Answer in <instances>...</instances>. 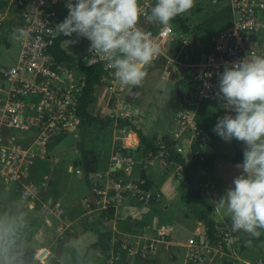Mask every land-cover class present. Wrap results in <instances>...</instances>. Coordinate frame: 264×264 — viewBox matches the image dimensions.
I'll return each instance as SVG.
<instances>
[{
  "label": "crops",
  "instance_id": "obj_1",
  "mask_svg": "<svg viewBox=\"0 0 264 264\" xmlns=\"http://www.w3.org/2000/svg\"><path fill=\"white\" fill-rule=\"evenodd\" d=\"M29 1L30 0H0V30L4 24L7 25V28L11 33L13 32V29L19 28L20 13L28 7ZM146 1L149 4L148 7L143 6V3ZM227 1L229 5L228 8H225L220 3V0H211L209 2L211 3L210 5H214V9L211 11L212 16L209 17L204 24L197 23L196 25H190L186 18H183L181 14L185 26L188 28V33L183 32L176 24L170 21V26L175 31V34L162 39L158 43L160 49L159 56L157 57L158 61H156L157 59L155 58L152 63L148 65L147 75L139 87L131 88L130 91L131 86H125L119 83L112 71L98 73L100 75L99 83L95 87L94 98L88 105V111L91 114L98 116L113 115L115 117L132 118L134 122L140 125L142 132L147 137L150 138L155 136L159 141V137L168 133L172 128L174 116L181 108L183 98L187 97L190 90L194 87V84L190 79L192 71L190 63L192 57L206 52L209 49L211 37L220 30L229 27L232 23L231 5L229 0ZM150 2L152 3L150 4ZM156 2V0H139L138 3L139 14L140 11H146V22H149L150 29L155 31L164 26L158 22L149 20L151 8L155 6ZM218 4L220 6H218ZM141 19L142 18H139L138 21ZM66 39L67 38L64 40ZM183 39L188 40L187 45L182 44ZM3 41L8 47L9 45L5 42L6 40ZM253 41L255 43L254 45L258 46L259 49L264 47V31L259 32ZM62 42L63 40L60 42V47ZM19 50L20 46L18 40V48L10 60L11 62L9 64L0 62V85L4 83L2 76L3 71L16 63ZM71 57L77 59L82 56L76 55ZM152 72H154L153 77L151 76ZM168 81L173 83L175 89L173 97L175 98V101L178 100L179 106L171 115L163 116V104L169 101L163 88ZM127 90L129 91L127 92ZM151 103H153L154 106L149 108L148 106ZM200 106L196 110V114ZM197 125L199 126V124ZM75 128L76 126L72 129ZM199 128L201 132L204 133L201 126H199ZM13 131L14 130L0 129V135L8 140L16 139L21 141L24 139L25 141H28L30 139L29 135H31V132L16 131L18 133L22 132V135L18 136L17 134H13ZM101 137H105V140L102 141ZM80 139L85 148L93 149L99 154L98 169L96 172H99L102 175V178L99 181L101 189L105 188L110 179H114L113 172H121L120 179L122 178V180L130 179L139 173L141 164L146 163L147 168L145 172L150 185L149 187L159 193V199L153 206L146 208L135 203L130 197H127L115 210L111 208L112 215L107 216V212L110 209L98 210L95 207L89 208L90 204H92L91 200L95 196L92 194L89 184H87V195H85L80 201H59L56 199L58 193H56L55 190V194H53L55 198L51 196L48 197L52 199L53 202L57 203L58 201L62 210V216L64 217L61 225L58 227L55 226V229L61 230V226H63L68 232L66 235H70L71 238L65 242L64 239H66V237L61 236L59 239H61L62 242L64 241L65 245L63 244L56 249L54 255L49 250L52 244L49 243L50 245L43 244L37 246L35 248L36 253L32 255L31 261L39 260V262H44L45 258L49 256L52 261L53 259H56L59 264H75V261L78 259L82 260V263L79 264H83V257L89 255L88 253H91L94 256L98 255L102 257L103 264H106L108 260L107 252L100 249L98 236L101 233L110 232L112 235H118L117 238L120 240L131 244L129 247L134 246V241L137 237L146 239L147 242L150 239H155L153 250L148 251V253H140L138 251L136 255L132 256L120 252V258L116 264H145L146 258L153 261V264H162V262L167 264H185L187 240L189 238H198L200 228L201 226L204 227V225L201 220L197 219L192 214L191 208L185 209L187 213L185 215L187 216L186 222L188 219L191 220L190 232L195 234V237L187 236L185 241L176 240L174 238L175 228L178 226V215L176 210H173L172 212L170 211L169 202L175 193L179 194L181 199H187L188 197L190 200H193L191 194L195 192V207H198L200 210L210 209L211 217L216 222L217 231L219 233L225 228V226L221 225L224 220H230L223 211H216L213 201H217L220 196L223 195L224 191L232 186L233 179L232 177L229 179L230 174L228 175V178L225 177L224 162L216 160L211 148H209L207 140L205 142V149L213 156L212 165L207 169L199 168L195 179H188L187 177L186 183H183L182 179H179V177L174 175L173 170L177 168V166L168 164L164 158L158 156V154L152 155L148 152L144 155H140L134 153L131 156L130 150L137 147L138 140L135 133L127 126L116 128L115 122H112L109 127L104 129L97 126H85L82 129ZM122 149H126V151L129 152L122 154ZM123 158L128 159L133 163L132 169L128 172L113 170L112 165L118 167L116 159L120 160ZM239 158L237 160H239ZM37 159L38 158H35L34 160ZM38 160L41 161L44 159ZM52 161L53 163H57L58 160L56 158V160L53 159ZM152 163L157 165L150 171V165ZM237 164L239 163H232L231 165L233 166H230L233 167V169H236L235 165ZM70 169L71 167H69V170ZM156 170H163L164 173L171 171L174 179H171L166 174L164 177L158 179ZM44 173L42 178H46V181H44L46 184V190L43 188L42 198L43 194L47 192L48 187H52L50 183L51 174ZM77 175L82 176V173L80 172ZM11 193L15 194L14 191ZM96 197L98 196L96 195ZM96 197L94 198L95 201L99 199ZM62 206L63 208L65 207V211L67 210L64 214ZM85 207L87 210H85ZM34 209L42 212L37 207ZM138 230L139 232H137ZM261 231L262 240L256 243V245L261 244L264 246V230ZM158 233H161V235H158ZM108 241L106 242L107 244ZM236 243L238 244L235 245ZM246 243L250 242L242 237V233L234 234L232 244L229 247L224 245L225 250L222 249L221 246H215L214 252L208 257V264H242L243 261L264 259V252L261 250H258V253L251 254L247 258L243 257V254L247 253L245 247ZM159 244L163 246V250L158 247ZM41 253H45L43 258L37 259V254L40 255ZM154 254L155 256L153 257L152 255Z\"/></svg>",
  "mask_w": 264,
  "mask_h": 264
},
{
  "label": "built area",
  "instance_id": "obj_2",
  "mask_svg": "<svg viewBox=\"0 0 264 264\" xmlns=\"http://www.w3.org/2000/svg\"><path fill=\"white\" fill-rule=\"evenodd\" d=\"M157 1V0H156ZM67 0H30L28 7L20 13L19 28L28 33L26 39H19V55L14 65L3 71V82L0 85V129L31 132L28 141L8 140L0 135V190H11L17 193L28 208H39L46 211L54 206L58 215L62 214L58 203L49 198H42V190L46 184H37L31 180L30 168L35 158L44 159L45 144L59 133L74 128L78 122L76 104L84 83V75L79 65H98L97 72L112 71L107 68V61L101 55L90 52L66 65L57 60L49 52V47L58 37L54 27L67 16L65 7ZM232 11V23L214 34L209 49L194 55L191 59L190 79L194 84L187 97L183 98L181 108L176 112L173 126L168 132L169 143L175 152L182 155L185 163L204 162L205 136L195 120L196 109L206 100L213 99L218 91V76L224 66L253 55L264 57V47L259 50L254 44L256 35L264 31V0H229ZM143 6L148 7L146 1ZM141 7V6H140ZM1 17V14H0ZM139 18L147 21L146 11H140ZM138 27H141L138 21ZM142 30L150 38L160 36L159 42L175 31L162 26L157 31ZM188 44L187 39L182 40ZM155 59V58H154ZM63 75V76H62ZM233 115V113H228ZM164 147V143L160 141ZM184 152L187 153L184 155ZM158 156L165 158L164 151ZM118 167L113 170L128 172L132 162L128 159H116ZM175 165L174 175L186 183L187 177L182 173V165ZM147 164L142 163L139 173L126 180L110 179L105 188H100L101 173L88 175L92 194L98 196L95 201L98 210L116 209L124 199L130 197L143 207H151L159 199V193L151 187H145V179L140 176ZM81 170L75 168V173ZM42 179H46L43 177ZM53 203V204H52ZM54 213V212H51ZM161 235V233H158ZM221 241L225 246L232 244L233 236L230 229L220 232ZM121 241L112 235L108 241V260L106 264H116L119 260L115 244ZM155 239L147 240L137 237L134 246L126 248V255H136L154 249ZM215 246L203 239L189 238L186 243L185 264H208V257L214 252ZM242 264H264V259L243 261Z\"/></svg>",
  "mask_w": 264,
  "mask_h": 264
},
{
  "label": "clouds",
  "instance_id": "obj_3",
  "mask_svg": "<svg viewBox=\"0 0 264 264\" xmlns=\"http://www.w3.org/2000/svg\"><path fill=\"white\" fill-rule=\"evenodd\" d=\"M195 0H157L149 20L168 26L176 16L187 13ZM67 16L54 29L63 37L85 38L88 51L101 55L113 69L118 82L139 87L150 65L160 53L158 41L138 27V0H67ZM22 28L13 29L12 38L26 39ZM68 46L75 43L63 40ZM215 97L225 115L217 118L213 132L224 142L243 143V162L235 165L240 174L217 201L216 211L231 220L233 231L258 237L264 230V57L247 56L218 76ZM234 113V115L228 114ZM14 233L0 226V257L11 264L9 251ZM250 242V241H249Z\"/></svg>",
  "mask_w": 264,
  "mask_h": 264
},
{
  "label": "rangeland",
  "instance_id": "obj_4",
  "mask_svg": "<svg viewBox=\"0 0 264 264\" xmlns=\"http://www.w3.org/2000/svg\"><path fill=\"white\" fill-rule=\"evenodd\" d=\"M210 1L211 0H195L194 7L187 13L182 14L183 18H186L188 24L190 25H196L197 23L204 24L208 20V18L212 16L211 11H213L214 9V5H210ZM220 1V3L225 8H228L229 4L227 0ZM151 3L152 2H150V4ZM218 6L220 5L218 4ZM68 39L76 41L69 46L64 42L61 43V48L68 55L83 56L89 53L88 48L90 45L87 39L82 37L77 38L75 34H73L72 37H67L66 40ZM3 40H6L5 42L8 43V47L5 45ZM17 48L18 40L12 38V33L8 30L7 25L4 24L0 30V62L9 64ZM256 48L259 50L258 46ZM156 61H158V59ZM147 67L148 66H146V71ZM151 76H154V72L151 73ZM128 91L129 90H127V92ZM163 91L166 92L169 101L163 104L162 115L168 116L178 108L179 102L178 100L175 101V98L173 97L175 89L172 82L168 81L163 88ZM153 103H151L148 107L152 108L154 106ZM223 115H225V111L220 107V102L215 97L212 100L210 99L203 102L197 114L195 111V120L197 124L201 126L204 132L203 135L206 137L205 139L208 141L209 148H211L212 153L216 157V160L224 162L223 165L225 177L228 178V175L230 174L229 179L231 177L233 179L235 176L240 174V171L238 169H233V167H231L233 165L231 164L242 163L243 154L241 152L239 160L235 159V153L232 149L231 143L224 142L212 131L215 124L217 123V118L222 117ZM78 129L79 127L77 128L76 124L75 129L61 132L63 134L59 137H53L51 141L45 144L44 155L46 158L41 161L38 160L39 158L37 160H34V163L30 168V172H32L31 180L39 185L41 184V181H46V179H42V175L44 172L51 174L50 183L52 187L49 186L47 192L43 194L45 202L49 200L48 196L55 198L53 195L55 194V190L56 193H58L56 195V199L64 202H70L72 200L80 201L88 193V185L84 177L75 173L76 167L74 166V162L79 158L80 155L79 148L76 146V142L80 140ZM12 133L17 134L18 136L22 135V132L18 133L16 131H13ZM29 138H31V135H29ZM101 140H105V137H101ZM184 155H186L187 157L186 152H184ZM56 158L58 160L57 163H53L52 160H56ZM156 165L157 164L152 163L150 165V171L154 167H156ZM69 167H71L70 170ZM156 173L158 179L164 177L165 174L171 179H174L173 173L171 171H168V173H164L163 170H156ZM88 179H93V177H89ZM11 192H13L12 187L11 190L0 191V226H2L3 228L11 227L14 233V235L10 237V239L13 241L9 251L11 264H50L48 261V259L50 258L49 256L45 258L44 262H39V260L31 261L32 255L36 253L35 248L37 246L43 244L48 245L49 243L52 244L49 250L54 255L56 249L61 247L63 244L65 245V242L71 238L70 235H66V233L68 232L63 226H61V230L55 229V226L58 227L59 225H61L64 217L62 216V214H57V212L54 210V206L50 207L44 212H39L35 210L34 207L30 209L23 203L22 200H20V197L17 193L14 194ZM169 204L170 211L172 212L173 210H176V213L178 215V226L175 228L174 238L176 240L185 241L187 236L195 237V234L190 232L191 220L188 219V221L186 222L187 216H185L187 214L185 209L192 207V200H190V198L188 197L187 199H181V197H179V194L175 193L173 198L170 199ZM59 209H61L60 204ZM62 209L63 214L67 212V210L65 211V207L63 208L62 206ZM85 210H87L86 207ZM61 236L66 237V239H64L65 242L63 241L64 243L62 241L58 242V239ZM237 244L238 243H236L235 245ZM158 247H160L161 250L164 249L161 244H159ZM245 247L247 253H244L243 257L246 258L251 254L258 253V250L264 252V246L261 244L256 245L246 243ZM44 254H37L36 258L41 259L43 258ZM88 254L89 255H85L83 257V264H103L102 257L98 255L94 256L91 253ZM173 254L175 253L173 252ZM152 256L154 257L155 254ZM0 264H7V261L3 257H0ZM162 264L167 263L162 262Z\"/></svg>",
  "mask_w": 264,
  "mask_h": 264
},
{
  "label": "trees",
  "instance_id": "obj_5",
  "mask_svg": "<svg viewBox=\"0 0 264 264\" xmlns=\"http://www.w3.org/2000/svg\"><path fill=\"white\" fill-rule=\"evenodd\" d=\"M139 3V0H138ZM174 24L177 25L179 29H181L183 32L188 33V28L185 26L184 20L181 15L176 16L173 20H171ZM153 30V29H152ZM155 31V30H154ZM67 37H63L61 35H58V37L54 40V43L49 47V52L52 54L53 57H55L57 60L63 62L65 65L71 61L76 60V58H73L69 56L61 47H60V42L64 40ZM79 60V58H77ZM80 71L84 75V83L82 86V90L78 96L77 104H76V116L78 119L77 125L79 127V134L81 138V133L82 129L85 126H97L99 128H107L110 126L112 122H115L116 128H122L124 126H127L132 130L136 138L138 140V145L135 149L130 150L131 156L134 153H138L140 155H144L146 153H150L152 155L158 154L160 151H164L166 154V157L164 160L166 162H172L174 164L182 165V172L183 174L188 177V179H195L197 176V172L199 168L202 169H207L210 168L213 162V156L206 150L204 149V162L202 163H197V162H190V163H185L184 158L182 157L181 154L175 152V150L172 149L171 143H169V134L165 133L164 135H161L159 137V141L163 142L164 147L160 142L157 140L155 136L152 137H147L143 132L139 124L133 121L132 118H122V117H115L113 115H108V116H98V115H93L88 111V105L92 102L94 98V90L96 85L99 83L100 75L97 72L98 65H89V66H82L81 64L79 65ZM200 129V128H199ZM63 133H60L58 135L61 136ZM58 139V138H57ZM232 149L235 153L234 158L238 159L240 157V153L243 150V143L237 142L236 140L230 141ZM79 148V158L74 162V166L79 168L81 170L82 176L84 177L85 181L87 184L90 185V180L88 179V175L90 173L96 172L98 169V158L99 154L93 150V149H88L83 146V142L80 139L77 142L76 145ZM127 151L126 149H122V154H125ZM129 152V151H128ZM127 152V153H128ZM146 170H141L140 171V176L145 179V187H149V182L148 178L146 176ZM121 172L115 171L113 172V178L114 179H120L121 177ZM122 179V178H121ZM192 197V207H191V212L192 214L199 220L203 222L204 225V237L206 240H208L211 244L214 246H221L222 249L225 250L224 243L221 241V235L217 231V224L216 222L212 219L211 217V212L210 209L206 210H200L197 209L194 206V198H195V192L191 194ZM95 196L93 197L92 204H90L89 208L95 207ZM94 204V205H93ZM112 215V210H108L107 216ZM222 226H225V228H231V220H224V222L221 224ZM139 232V230L137 231ZM110 232L106 233H101L99 234V247L102 251L107 252L108 251V245L107 241L111 237ZM232 236H234L233 233H231ZM242 237L250 241L252 244L258 243L260 240H262V231L261 235L258 237H250L246 233H242ZM61 239H58V242H60ZM125 244L126 248H129L131 244L126 243L125 241L121 240L118 241L115 244V249L116 252L119 250L120 252H124L126 254V248L122 249L121 245ZM49 263L52 262V260L49 258L48 259ZM75 264L82 263L81 259H78L75 261ZM145 264H153V261L150 259L146 258L145 259Z\"/></svg>",
  "mask_w": 264,
  "mask_h": 264
},
{
  "label": "water",
  "instance_id": "obj_6",
  "mask_svg": "<svg viewBox=\"0 0 264 264\" xmlns=\"http://www.w3.org/2000/svg\"><path fill=\"white\" fill-rule=\"evenodd\" d=\"M139 24H140L141 27H143V28H145V29H149V28H150V23H149V22H146L144 19H141V20L139 21ZM155 39H156V40L158 41V43H159L160 36H159V35H156ZM62 76H63V75H62ZM230 232L233 233V234H236V233H243L242 230H241V231H233L231 228H230ZM263 236H264V232H263ZM117 237H118V235H117ZM198 239H199V243H202V242H203V239H204V227H203V226H201V228H200V234H199ZM43 252H44V251H43ZM43 252H42V253H43ZM42 253H41L40 255H42ZM53 264H57V261H54Z\"/></svg>",
  "mask_w": 264,
  "mask_h": 264
},
{
  "label": "flooded vegetation",
  "instance_id": "obj_7",
  "mask_svg": "<svg viewBox=\"0 0 264 264\" xmlns=\"http://www.w3.org/2000/svg\"><path fill=\"white\" fill-rule=\"evenodd\" d=\"M54 261H57V260H56V259H55V260L53 259V261H52L50 264H53V263H54ZM57 264H59V263L57 262Z\"/></svg>",
  "mask_w": 264,
  "mask_h": 264
}]
</instances>
